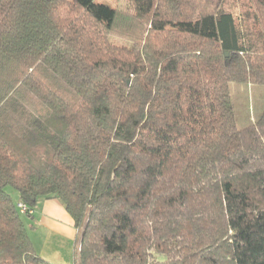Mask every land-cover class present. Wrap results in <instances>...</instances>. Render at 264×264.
<instances>
[{
  "label": "trees",
  "instance_id": "obj_1",
  "mask_svg": "<svg viewBox=\"0 0 264 264\" xmlns=\"http://www.w3.org/2000/svg\"><path fill=\"white\" fill-rule=\"evenodd\" d=\"M128 5L0 0V264H51L17 207L50 199L74 264H264V111L229 89L264 86V0Z\"/></svg>",
  "mask_w": 264,
  "mask_h": 264
},
{
  "label": "crops",
  "instance_id": "obj_2",
  "mask_svg": "<svg viewBox=\"0 0 264 264\" xmlns=\"http://www.w3.org/2000/svg\"><path fill=\"white\" fill-rule=\"evenodd\" d=\"M30 219L27 231L37 255L51 264H74L77 231L61 203L40 201Z\"/></svg>",
  "mask_w": 264,
  "mask_h": 264
},
{
  "label": "rangeland",
  "instance_id": "obj_3",
  "mask_svg": "<svg viewBox=\"0 0 264 264\" xmlns=\"http://www.w3.org/2000/svg\"><path fill=\"white\" fill-rule=\"evenodd\" d=\"M97 3L120 10H129L130 8L128 0H97ZM111 41L115 45L129 46V44L123 40L112 38ZM229 89L236 124L238 128H244L252 123L251 120L257 119L264 111V86L233 83L230 85ZM7 192L11 195L12 199L16 201L17 193L10 188H7ZM23 220L25 225L28 226V231L32 232L29 228L32 222L30 217L24 216Z\"/></svg>",
  "mask_w": 264,
  "mask_h": 264
},
{
  "label": "built area",
  "instance_id": "obj_4",
  "mask_svg": "<svg viewBox=\"0 0 264 264\" xmlns=\"http://www.w3.org/2000/svg\"><path fill=\"white\" fill-rule=\"evenodd\" d=\"M18 210L21 214H31L32 212L28 209V207L22 203L17 205Z\"/></svg>",
  "mask_w": 264,
  "mask_h": 264
}]
</instances>
